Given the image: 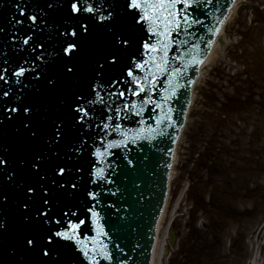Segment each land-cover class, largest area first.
<instances>
[{
  "label": "snow or ice",
  "instance_id": "obj_1",
  "mask_svg": "<svg viewBox=\"0 0 264 264\" xmlns=\"http://www.w3.org/2000/svg\"><path fill=\"white\" fill-rule=\"evenodd\" d=\"M200 3L43 0L42 6H32V0H17L12 4L10 28L0 26V37H9L0 42V129L15 125L25 152L13 167L12 148L0 143V238L9 231L7 210L15 202L25 228L21 246L26 253H38L40 264H100V259H112L101 239L108 236L101 223L104 189L87 190L77 205L60 207L61 196L74 198L89 183L98 187L114 183L97 165L113 148L147 139L145 131H156L149 120L161 125L170 119L165 105L176 95L172 80L182 75L173 61L184 60L183 53H172L188 44L187 39L177 40L182 33L194 35L191 30L203 25L193 14ZM51 13L64 15L59 21L50 20ZM90 22L100 31H94ZM25 24L27 32L21 35ZM38 30L47 33L43 40L35 39ZM9 47L26 55L13 63ZM161 81L167 86L161 87ZM125 120L141 127L126 129ZM113 135L121 139L109 140ZM86 156L87 170L80 163ZM18 169L30 179L20 178ZM13 194L15 199H10ZM89 230L95 235L86 236Z\"/></svg>",
  "mask_w": 264,
  "mask_h": 264
},
{
  "label": "rangeland",
  "instance_id": "obj_2",
  "mask_svg": "<svg viewBox=\"0 0 264 264\" xmlns=\"http://www.w3.org/2000/svg\"><path fill=\"white\" fill-rule=\"evenodd\" d=\"M263 23L264 0H243L227 24L224 49L220 48L219 57L198 87L178 150L171 194L160 231L167 246L162 264H191L190 258L195 259L194 264H197L198 254L200 264H249L256 256L251 248L250 228L255 227V221L264 224V179L261 181L260 177L264 175V169H261L262 161H256L253 157L264 156V151L261 150L264 148V112L259 110L260 116L257 110L253 116L245 113L248 111L238 115L231 112L230 118L228 114L235 105L229 103L228 108L227 105L224 106L227 110L226 117H229L227 120L234 126L231 133L236 135L243 131V135L249 137L246 140L242 137L240 141L242 144L248 141L246 151L250 157L246 159L248 164L240 165V175L233 178L228 172L220 183L216 180L217 190L213 193L205 191L203 195H199L200 190L202 192L206 189L202 184L203 179L211 177V174L206 172L208 168L202 169L201 178L199 167L205 163V158L197 161V156L201 155V148L204 147L201 142L205 133H212V128L215 130L216 126L219 133L227 130V126L221 125L225 124L224 119L218 122L216 111L212 108L214 100L225 104L223 99L231 98L233 90L239 88L238 84L245 80L262 83L264 89ZM253 101L256 103L257 99ZM205 164L209 167V163ZM196 176L201 181L195 184L191 178ZM244 177H249L247 183H243ZM218 184L224 186L223 197L219 196ZM245 184L248 194H254L252 198L246 197ZM192 185V191L187 193L188 187ZM195 191L200 197V204H195ZM244 202L249 203L244 205ZM245 208L252 210L251 214L247 215ZM170 233L174 238L172 245L169 244Z\"/></svg>",
  "mask_w": 264,
  "mask_h": 264
},
{
  "label": "water",
  "instance_id": "obj_3",
  "mask_svg": "<svg viewBox=\"0 0 264 264\" xmlns=\"http://www.w3.org/2000/svg\"><path fill=\"white\" fill-rule=\"evenodd\" d=\"M17 0H0L3 7L0 8V26L6 30L10 28L7 21L14 14L15 9L12 4ZM27 3L28 0H25ZM229 0H201L200 6L193 10L196 18L203 21L202 26H196L191 31L194 35L188 36L182 33L179 39H187L188 44L180 49V52L173 50L172 55L184 54V60L180 62L173 61V67L179 68L182 75L172 80L176 95L165 105V112L169 120L157 125L153 120L148 123L156 129L155 132L145 131V138H138L134 142H128L126 147L113 148L112 154L105 157L103 164L97 165L106 170L108 179L114 181L112 184H101L98 187L95 184L82 185L80 191L74 198L61 196L60 207L67 205H77L84 200L85 192L89 189L101 192V204L105 207L101 209L103 219L101 223L104 230L108 233L107 237L101 239L108 245L107 251L111 254V260L100 259V264H149L151 247L154 238V231L159 214L161 212L165 198L166 172L169 162V154L179 130L182 120L184 107L186 104L187 83L191 81L193 68L198 61L206 39L214 28L216 18L220 17L228 4ZM43 5V0H32V6ZM64 13H51L49 19L61 20ZM94 31H100L96 28L94 22ZM27 24L21 30L20 34L25 35ZM47 33H35L37 41L43 40ZM9 39L7 35L0 37V42ZM212 43V39L210 40ZM19 47V45H17ZM210 48V47H209ZM9 57L12 62L20 60L26 53L15 54L11 47L8 49ZM203 67V62L199 66ZM198 73V71H197ZM167 85L161 81V87ZM160 94H164L162 91ZM168 95H171V90ZM159 99V95L156 97ZM171 108L169 112L168 109ZM164 113H161L163 115ZM124 127L139 128L141 125L134 120H125L122 122ZM15 125H7L0 129V143L10 146L13 150V167H16V160L23 155L25 149L19 142V137L14 132ZM163 132L165 135H160ZM111 139H121L118 136H109ZM98 146V145H97ZM93 162L95 158H92ZM131 161V163H129ZM85 170L90 167L87 156L80 162ZM20 172V178L30 179L26 171ZM90 181V177H86ZM6 190L13 193L14 190L6 187ZM115 192L116 195H111ZM10 199H15L14 194ZM111 205V207H108ZM82 208V205H81ZM9 216V231L0 238V264H40L38 253H26L21 246L20 236L25 231L20 224L18 213L15 210V202L7 210ZM59 212V208L56 209ZM83 218V217H82ZM85 235L91 237L95 235L92 231L85 232ZM118 246V247H117ZM15 249V254L11 250ZM78 255V254H77ZM67 259V257H66ZM83 258L81 257V260ZM83 264H87L84 261Z\"/></svg>",
  "mask_w": 264,
  "mask_h": 264
},
{
  "label": "bare ground",
  "instance_id": "obj_4",
  "mask_svg": "<svg viewBox=\"0 0 264 264\" xmlns=\"http://www.w3.org/2000/svg\"><path fill=\"white\" fill-rule=\"evenodd\" d=\"M243 0H236L233 7L231 8L227 19L224 20L218 30V33L215 35L214 38H212V43L210 44V49L209 52L205 58V60L203 61V67H200V70H198V73L196 75L197 80L195 81V91L194 94L196 97V91L199 90L198 87H200V84L203 80V78L205 77V75H207L209 73V71L211 70V66L213 65V63L217 60V58L220 55V47L219 46V42H223L225 40V30L227 28V24H229V22L232 20V18L234 17V15L236 14V9L239 5V2H242ZM221 45V44H220ZM222 48V47H221ZM192 79V77H191ZM193 97L191 99H193ZM191 112V110H190ZM187 126V123L185 125V127ZM186 129V128H184ZM182 129L181 132V136L179 137L175 147H173V160L171 165V173H170V182L172 183L173 181V177H174V171L175 170V165L177 163V154H178V150L180 147V144L182 142V138L184 136V132L185 130ZM264 179V175L263 177H261V181ZM170 183V185H171ZM261 185V184H260ZM169 203V198L168 201L166 203L164 212H162V215L159 219V223L157 226V231H156V239H155V243L153 246V251L151 254V264H162V252L165 250L166 248V240L164 237H161L160 235V231H161V227L163 224V220L165 217V212H166V208L168 206ZM249 202H244V205L248 204ZM245 211L247 213V215L251 214L252 210L245 208ZM252 227V225H251ZM251 229V248L252 250L256 253V256L251 260V262L249 264H264V224L261 223L260 221H255V227L250 228ZM260 252V255H259Z\"/></svg>",
  "mask_w": 264,
  "mask_h": 264
}]
</instances>
